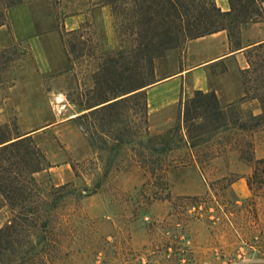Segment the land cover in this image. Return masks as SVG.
I'll return each mask as SVG.
<instances>
[{"label":"rangeland","instance_id":"1","mask_svg":"<svg viewBox=\"0 0 264 264\" xmlns=\"http://www.w3.org/2000/svg\"><path fill=\"white\" fill-rule=\"evenodd\" d=\"M99 2L0 0L2 138L27 136L38 149L44 161L33 176L31 208L51 212L45 230L31 231L29 264H264V186L248 191L252 170L235 151L251 142L254 159H264V124L247 133L236 126L261 114L251 99L260 94L257 84L246 92L244 61L209 68L210 90L201 92L214 94L222 109L249 98L241 115L232 111L236 127L217 129L211 104L191 89L190 78L175 102L157 111L150 112L147 95L146 105L124 96L112 110L73 120L133 84L128 53L144 27L136 28L133 5L118 8L123 18H116ZM21 6L41 40L50 66L45 73L27 40L13 37V24L23 28L22 15L13 13ZM76 15L85 22L66 32L64 21ZM241 34L230 50L253 41ZM192 42L137 81L148 90L214 57ZM62 186L66 193L54 192ZM18 212L0 200V229L11 227Z\"/></svg>","mask_w":264,"mask_h":264},{"label":"trees","instance_id":"2","mask_svg":"<svg viewBox=\"0 0 264 264\" xmlns=\"http://www.w3.org/2000/svg\"><path fill=\"white\" fill-rule=\"evenodd\" d=\"M227 1L230 10L223 13L214 0H100L99 5L110 6L116 18H123V14L119 16L118 8L133 5L134 16L138 17L136 28L144 27L142 34H136V40L128 53L131 69L129 79L133 84L126 94L112 93L111 100L89 107L86 110L88 113L73 120L90 118L112 110L125 100L121 99L124 96H127L129 101L141 100L146 105V85L137 79L141 78L143 81L144 72L152 71L155 63L162 60L167 53L182 48L190 41L220 32H226L230 44L233 45L237 42L241 30L263 20L264 0ZM123 25L120 23L117 27L121 28ZM2 26L3 20L0 21V28ZM245 58L248 69L241 71V75L247 95L251 91L250 82L257 84V92L260 94L251 99L259 103L261 114H250L246 124L242 122L236 125L242 133L253 131L264 124V43L248 50ZM254 58L260 62H253ZM196 95L208 100L212 106L214 121L218 124L217 129L223 131L235 125L231 122L232 111H238L240 114L239 108L249 99L242 98L237 105L222 109L214 94L196 92ZM184 119L187 123L188 114H185ZM239 120L242 121L243 117L240 116ZM114 142L122 143L119 139ZM235 151L240 161L251 167L252 172L246 179V186L253 194L257 188L259 190V187L264 186V159H254L251 142L244 143V146ZM43 161L30 139L25 136L14 140L2 138L0 129V200L12 209H19L11 227L0 229V264H29L34 250V235L31 231L38 228L45 230L50 224L51 212L47 214L42 213L39 208H31L34 206L33 194L37 191L33 176L42 172ZM11 174L12 178L9 177ZM66 190L67 188L62 186L54 189V192L63 193Z\"/></svg>","mask_w":264,"mask_h":264},{"label":"crops","instance_id":"3","mask_svg":"<svg viewBox=\"0 0 264 264\" xmlns=\"http://www.w3.org/2000/svg\"><path fill=\"white\" fill-rule=\"evenodd\" d=\"M214 2L216 6L221 10V12H229L230 9L227 0H214ZM103 10L105 11L106 8H103ZM17 11L22 15L23 28H16V26L13 24V37L16 41L27 40L32 57L34 58L36 64L40 67L42 72L45 73L50 69V66L46 59V54L44 52L41 40L38 37L34 36V26L32 24L30 14L28 10L23 6L17 8L13 13L15 14ZM85 19L86 18L83 15H76L66 18V20L64 21V29L66 30V32H74L80 28V26L85 22ZM241 35L242 37L249 36L250 39H253V41L246 46H242L241 48L236 50H230L232 44H230L226 32H220L211 36L194 40L191 44V47L201 48L207 46L214 57L208 62L197 66L196 68H193L187 73H180L176 76H173L169 80L161 82L146 90L147 104L150 112L157 111L165 105L174 103L178 97L179 91L186 83V78H190L191 89L193 91L202 93L208 92L210 90V84L207 75L208 70L211 67H215L220 64H227L231 60L238 62H241V60H243L244 65L239 63V69L240 71L247 70L248 65L245 60L246 52L253 47L264 43V17L260 23L253 24L249 26L248 29H243ZM170 90L173 91L172 95H167L163 98L161 97L163 93ZM258 154L259 153L257 152L255 153L256 159H261ZM239 185L242 188V184L240 183ZM245 196V192L242 191V197Z\"/></svg>","mask_w":264,"mask_h":264}]
</instances>
